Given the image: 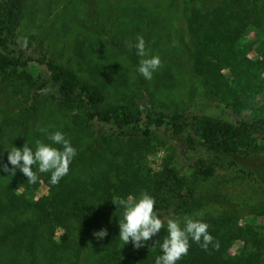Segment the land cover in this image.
<instances>
[{
    "label": "rangeland",
    "instance_id": "1",
    "mask_svg": "<svg viewBox=\"0 0 264 264\" xmlns=\"http://www.w3.org/2000/svg\"><path fill=\"white\" fill-rule=\"evenodd\" d=\"M13 36L26 55L98 89L101 111L125 107L138 117L149 107L264 123V0H26ZM138 36L161 60L151 80L137 73L141 57L128 48ZM43 79L39 69L0 66V166L12 146L51 143L41 129L62 131L77 155L55 186L36 166V183L0 171V237L19 227L1 243L0 264H155L165 230L142 248L124 245L122 209L111 200L153 197L164 169L174 180L156 200L207 193L177 217L202 219L214 238L207 250L190 241L177 264H264V156L193 151L162 129L115 137L86 121L85 105L48 96ZM102 229L107 236L97 239Z\"/></svg>",
    "mask_w": 264,
    "mask_h": 264
},
{
    "label": "trees",
    "instance_id": "2",
    "mask_svg": "<svg viewBox=\"0 0 264 264\" xmlns=\"http://www.w3.org/2000/svg\"><path fill=\"white\" fill-rule=\"evenodd\" d=\"M25 1L6 0L0 4V47L8 55L0 57V66L24 71L31 68L41 70L44 75L41 89L47 92L48 96L53 97L62 105H85L86 121L100 124L115 137H148L153 131L162 129L173 137L182 138L193 151L209 148L246 159L264 156V123L262 122L249 120L231 122L220 117L199 113L167 115L149 107L143 108L138 117H134L125 107L101 111L99 106L104 98L98 89L80 84L72 73L56 68L44 57L26 55L18 46L14 40L13 27L22 12ZM261 1L245 0L246 4L251 6L259 5ZM156 178L158 181L156 195H153L154 211L162 219L178 216L190 209L192 202L201 204L208 198L207 193H201L199 196H179L161 202L156 200L157 193L172 185L173 173L171 170L164 169ZM17 228L19 227L6 230L0 237V245L15 233ZM125 256L124 251H119L114 255L119 260L124 259ZM192 261L195 264L194 259ZM188 262L186 258V263Z\"/></svg>",
    "mask_w": 264,
    "mask_h": 264
},
{
    "label": "clouds",
    "instance_id": "3",
    "mask_svg": "<svg viewBox=\"0 0 264 264\" xmlns=\"http://www.w3.org/2000/svg\"><path fill=\"white\" fill-rule=\"evenodd\" d=\"M26 43L25 40L24 44ZM128 48L129 50L135 48L136 55L141 57L136 69L137 73L145 80H151L153 73L161 66L160 57L149 56L142 36H138L134 44L129 43ZM41 131L51 143L37 140L34 148L28 142L19 148L12 146L11 150H7L8 163L0 166V171L14 176L19 170L27 178V182L36 183L38 175L33 170V166H36L39 173H50V184L57 185L69 173L77 151L62 131L51 133H48L47 129ZM8 165H11V168ZM111 201L115 207L122 209V219L118 222V239L124 245L131 242L134 248H142L157 236L161 229L165 230L166 235L156 240L153 246V248L158 247L160 251L155 264H177L188 254L190 241L199 244L204 250L213 244L214 238L209 233V225L206 222L188 215L162 219L154 211V197L146 192L141 193L137 199L115 196ZM200 215L202 214H197L198 217ZM95 235L97 239H103L107 236V231L102 229Z\"/></svg>",
    "mask_w": 264,
    "mask_h": 264
}]
</instances>
